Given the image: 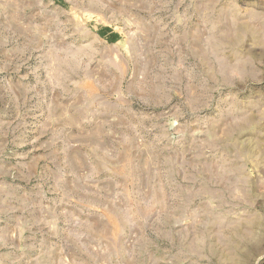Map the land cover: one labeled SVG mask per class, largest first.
I'll return each instance as SVG.
<instances>
[{"label": "rangeland", "instance_id": "rangeland-1", "mask_svg": "<svg viewBox=\"0 0 264 264\" xmlns=\"http://www.w3.org/2000/svg\"><path fill=\"white\" fill-rule=\"evenodd\" d=\"M0 264H264V0H0Z\"/></svg>", "mask_w": 264, "mask_h": 264}]
</instances>
